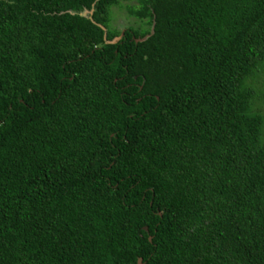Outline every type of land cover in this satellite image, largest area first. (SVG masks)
Wrapping results in <instances>:
<instances>
[{
	"label": "trees",
	"instance_id": "16d2710c",
	"mask_svg": "<svg viewBox=\"0 0 264 264\" xmlns=\"http://www.w3.org/2000/svg\"><path fill=\"white\" fill-rule=\"evenodd\" d=\"M119 1L0 0V264H264V0Z\"/></svg>",
	"mask_w": 264,
	"mask_h": 264
},
{
	"label": "rangeland",
	"instance_id": "374dc122",
	"mask_svg": "<svg viewBox=\"0 0 264 264\" xmlns=\"http://www.w3.org/2000/svg\"><path fill=\"white\" fill-rule=\"evenodd\" d=\"M136 0L119 1L117 7L111 8L110 25L118 31H123L127 27H141L139 22L132 17H129L125 11V6H136ZM88 12H83V16H87Z\"/></svg>",
	"mask_w": 264,
	"mask_h": 264
},
{
	"label": "water",
	"instance_id": "95a60500",
	"mask_svg": "<svg viewBox=\"0 0 264 264\" xmlns=\"http://www.w3.org/2000/svg\"><path fill=\"white\" fill-rule=\"evenodd\" d=\"M137 264H139V261H138V263Z\"/></svg>",
	"mask_w": 264,
	"mask_h": 264
}]
</instances>
